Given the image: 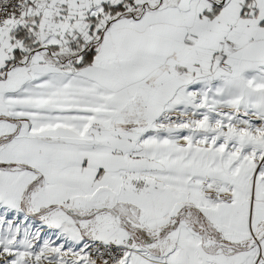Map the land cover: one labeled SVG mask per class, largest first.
<instances>
[{
  "label": "snow or ice",
  "instance_id": "1",
  "mask_svg": "<svg viewBox=\"0 0 264 264\" xmlns=\"http://www.w3.org/2000/svg\"><path fill=\"white\" fill-rule=\"evenodd\" d=\"M0 264H264V0H0Z\"/></svg>",
  "mask_w": 264,
  "mask_h": 264
}]
</instances>
